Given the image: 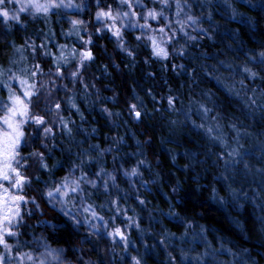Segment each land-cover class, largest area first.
<instances>
[{"label": "trees", "instance_id": "obj_1", "mask_svg": "<svg viewBox=\"0 0 264 264\" xmlns=\"http://www.w3.org/2000/svg\"><path fill=\"white\" fill-rule=\"evenodd\" d=\"M83 2L89 7L82 12L85 23L79 38L66 35V25L60 20L66 18L53 14L48 19L21 14L20 23L9 21L10 30L6 26L0 29V68H11L16 76L30 79L22 70L39 64L45 74L35 77L37 87L48 81L51 96L41 89L43 96L32 111L45 115L44 97L53 104L59 102L64 109L60 115L72 130L69 135L58 119L45 115L55 134L47 161L52 171L43 172L34 161L28 162L33 168L26 175L41 179L34 182L35 190L25 189V194L29 200L35 197L40 207L31 202L21 205L20 247L13 248V257L25 252L39 255L43 249L37 251L35 245L43 237L51 248L64 249L60 258L66 264H133L132 257L141 264H188L181 260V250L190 257L200 256L203 264H264V65L250 59L264 52L261 0H187L191 8L183 11L198 18L199 24H185L183 31L175 21L185 17H177L174 6L166 9L167 22L148 20L155 32L122 29L131 56L117 48L111 33L97 34L95 13L99 9L94 0ZM143 2L160 10L152 0ZM109 6L115 11L116 0H101L100 8L106 11ZM242 19L247 23H241ZM161 27L166 35L159 33ZM89 34L93 44L83 45ZM149 36L167 49V59L153 55ZM33 44L45 48L38 47L34 53ZM60 45L75 49L77 56L66 65L61 62L65 74L57 78L49 73V68L55 71L53 57L41 53L50 51L59 57ZM87 48L95 60L86 62L73 80L68 73L76 69L78 54ZM246 67L257 73L256 78L244 71ZM12 87L20 91L16 81ZM6 97V91L0 89V98ZM170 97L174 98L171 105ZM69 99L79 111L68 106ZM133 104L141 111V120L129 111ZM201 106L209 111L205 113ZM24 131L31 137L36 130L25 125ZM216 136L224 142L214 139ZM30 142L31 148L22 145L21 156L44 151L40 142ZM233 149L239 155L230 156ZM89 158L92 162L77 169L72 178L84 172L97 183L96 189L83 184L85 191L79 194L108 223L104 228L99 221L100 231L95 235L74 226L40 195L44 181L59 185L73 164ZM58 161L62 166L52 168ZM101 168L117 177V186L110 182L107 193L102 188L107 177L96 175ZM133 168L139 175L129 178L123 174ZM128 217L138 227H127L132 223ZM48 222L61 230H52ZM115 227L128 237L127 249L118 238L114 243L107 235ZM16 239L9 238V242L15 245ZM205 252L209 255L204 256ZM12 264L19 262L13 260Z\"/></svg>", "mask_w": 264, "mask_h": 264}, {"label": "snow or ice", "instance_id": "obj_2", "mask_svg": "<svg viewBox=\"0 0 264 264\" xmlns=\"http://www.w3.org/2000/svg\"><path fill=\"white\" fill-rule=\"evenodd\" d=\"M16 0H0V21H2L6 27L10 30L11 25L8 24L9 21L20 23V13L25 12L27 9L25 6H21L18 10L13 9L10 13L9 10L5 7L7 3H15ZM96 7L99 9L95 13V19L99 23L97 28V34H102L103 32L111 33L113 37L117 40V48L121 51L126 52L129 56L132 55V52L124 46L123 43V28L129 29H139L155 32L156 29H152L151 25L148 23V20H164L168 21V16L165 14L166 9H171L175 7V15L180 17L183 15L185 19L182 21L177 19L175 23L180 25V30L183 31L185 24L189 25H198V18H194L190 12H184L185 7L191 8V5L187 4V0H184L182 3L181 0H152L153 4H159L160 10L157 11L156 7L148 8L147 4L143 0H116L117 9L114 11L111 6L105 11L103 8H100L101 0H94ZM89 7L88 4L84 3L83 0L81 3H74L73 0H68L66 3L65 0H46L45 3L41 4L38 0H30L27 5V8L35 9L36 13H44L45 15L52 13L54 15H61L60 10L64 9H74L78 13H82L85 8ZM261 11H264V0H261L259 5ZM127 10H124V9ZM137 8L140 9L137 12ZM56 10V11H53ZM66 15V13H63ZM211 20V15L207 17ZM143 20L144 23H140ZM117 21H120V27H117ZM73 26V31H69L66 35L75 34L78 38L80 36L79 26L84 25L83 20H70L69 21ZM110 22V23H109ZM241 23H247L246 20L242 19ZM165 27H169V24H165ZM159 33L165 34V28L161 27L158 29ZM201 31H207L201 29ZM166 35V34H165ZM187 35V33H185ZM92 34H89V39L87 41L82 40L83 45H92L93 40L91 38ZM141 37L137 36L136 39ZM148 39L152 42L153 46V55L159 59H167L168 51L166 48L160 47L157 44V41L154 36H149ZM189 39H195L194 37L189 36ZM171 37H168L170 42ZM33 52L37 51V48L44 49L45 45L41 44L39 46L33 44L30 45ZM61 49V55L56 57L54 53L50 51H43L41 54L43 57H53V63L55 64V71L49 68V73H52L57 78H62L64 76V71L62 69L61 62L63 64H68L70 61L63 55V49L66 47L64 45L59 46ZM18 52L22 53V49H17ZM178 54H182V50H177ZM79 59L77 61V67L75 70H72L68 75L75 80L81 73V70L84 69L87 64L86 62H92L95 60L93 52L90 48L80 52ZM72 56L75 59L77 56L76 50H72ZM23 58V57H22ZM255 63L259 65H264V52H260L257 56L250 57ZM15 63V61H13ZM183 67V65H180ZM27 71L30 79H25L21 76H16L12 69L9 68L4 70L0 68V77L7 76V79H0V89H3L7 93L6 99L0 98V248L3 251H0V264H12L13 260L19 262V264H24L25 261L28 264H53L54 261H59L60 256L64 253L63 248H51L43 237H40L37 241V251L40 248L43 251L39 252V255H34L32 252L17 253L13 257L12 252L14 247H20L18 237L21 235L19 228L22 226V221L24 216L22 214L21 205H26L31 202L36 208H39L40 205L37 204L36 198L32 197L29 200V197L25 194V189L29 191L35 190L33 188L34 182L40 181L41 177L38 175H26L28 171H31L33 168L32 164H29V161H34L35 166L38 170H42L46 173H51L52 169L49 168L48 159L51 158L52 147L50 144L54 139L53 128L49 126V121L45 119V115L54 116L59 120V123L64 125L67 129L69 135H71V128H68L67 123L63 116L60 115L62 106L59 102L52 103L47 97H44L45 104L43 111L45 115H39L36 112L32 111V106L36 104L43 96L41 89H45L48 92V97L51 96V91L48 90V81L41 83L40 87H37L35 77L39 75H44L43 69L39 64H34L30 70ZM244 71L249 74L253 79L256 78L257 73L252 72L249 68H244ZM16 81L19 84L20 91H16L12 87V82ZM66 88V86H64ZM35 97V100L33 99ZM174 98H169L168 103L171 105ZM68 106L71 108H76L79 111L75 101L69 99L67 102ZM203 111L207 113L209 109L201 106ZM136 105H131L129 111L133 113V118L136 120L142 119L141 111L136 110ZM102 111L107 112V109H102ZM108 116H111V112H107ZM83 118V117H82ZM56 121L53 120L52 123ZM31 125L35 128V134L31 137L25 136L24 126ZM208 133L211 134L213 129H207ZM214 139L219 140L223 143V138L221 136H216ZM38 141L41 143L44 151H31L28 156H21L22 145L24 147L31 148L32 144L30 141ZM46 141V142H45ZM96 147L95 145L93 146ZM45 152L49 155L46 156ZM87 151H85V156H87ZM230 156L239 155L238 150L233 149ZM92 159L87 160L81 159L79 164H73L69 171L68 175L60 179L59 185H55L53 182L52 185H49L48 181H44L45 187L40 192V195L43 196L48 203L52 204L53 209H57V204L59 212L63 213L64 216L68 217L69 220L73 223L74 226H79L82 221L77 219L73 214L72 210L68 208L69 204H72L75 207V200L72 198V194H82L85 189L82 186L83 184L90 185L93 189L97 188V183L95 180L89 179L87 173L82 172V174L77 178H72L73 173L77 169H82V166L85 163H91ZM62 165L58 161L57 164L53 165L52 168L61 167ZM123 174L126 177H134L139 175V172L136 168H133L131 171L124 170ZM97 177H107L102 180V188L105 193L108 192V186L111 182L113 187H116L117 177L112 172H107L105 169L101 168L96 174ZM175 191V189H173ZM215 191V190H213ZM234 191V190H233ZM214 200H217L219 203L224 204L225 201L221 197L213 196ZM140 203H144L140 201ZM85 212H89L92 220H97L103 222V227L107 228L108 223L104 221V218L99 216L97 212L93 211V205L89 204L84 208ZM29 215L32 214V211L29 210ZM114 219V218H113ZM128 220H131L132 223L127 225V227L136 226L138 224L132 217H128ZM92 220H89L85 217L83 223L88 224L93 229V234H98L100 229L97 224L92 223ZM177 220L180 223H183V220L177 216ZM48 226L54 231H60L61 226L48 222ZM191 227V225H188ZM203 233V228L201 229ZM107 235L113 240V242L118 241L122 243L127 249L128 246V237L125 235V232L120 227H115L111 232H108ZM185 236L188 235L187 232L184 233ZM9 238H17L16 244L13 245L9 242ZM163 243V242H161ZM224 251H229L224 249ZM170 258H171V254ZM204 256H208L209 253L205 252ZM133 264H141V260L136 257H132ZM181 260L187 261L188 264H203L202 258L200 256H188L183 250H181Z\"/></svg>", "mask_w": 264, "mask_h": 264}, {"label": "rangeland", "instance_id": "obj_3", "mask_svg": "<svg viewBox=\"0 0 264 264\" xmlns=\"http://www.w3.org/2000/svg\"><path fill=\"white\" fill-rule=\"evenodd\" d=\"M29 2H30V0H16L15 3H7L5 5V7L11 13L14 8L18 10L23 5V6H25V8L27 10L25 12H21L20 15L21 14H35V15L41 16V17H43L45 19H48L49 17L52 16V13H49V14L45 15L42 12L41 13H36L35 9L27 8V5H28ZM38 2L43 4V3L46 2V0H38ZM65 2L67 3L68 0H65ZM73 2L74 3H79V0H73ZM53 11H56V10H53ZM60 11L62 13L61 15H54V14L53 15L56 16V17L57 16L65 17L66 18L65 20L60 18L61 24L62 25L63 24L66 25V30L68 32L69 31H73V26H72V24L69 21L70 20H75V19L82 20L81 19L82 13H78L74 9H64V10H60ZM63 13H66V15H64ZM62 22H64V23H62ZM117 23H120V21H117ZM5 26L6 25L2 21H0V29H2ZM82 27H83V25L79 26L80 30H81ZM73 35H75V34H73ZM72 50H73L72 48H64L63 49V55L65 57H67V59L69 61H71L73 59ZM60 55H61V51L58 52V56H60ZM55 185H57V184H55ZM72 198L75 200V207H73L72 204H69L68 208H70L72 210L73 214L76 216L77 219L82 221V223L79 225V227L84 229V230H86V231L93 232V229L88 224L83 223L85 217H87L89 220H92V217H91L90 213L84 211V208H86L88 205L84 202V200L82 199V197L80 195L72 194ZM57 208H59V204H57ZM92 223L97 224V226H99V221H97V220H92ZM35 246L37 247V245H35ZM61 258L58 261V264H66L67 261L65 259L62 260Z\"/></svg>", "mask_w": 264, "mask_h": 264}]
</instances>
